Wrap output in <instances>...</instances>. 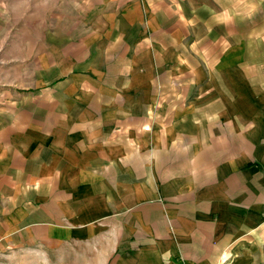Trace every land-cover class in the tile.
Masks as SVG:
<instances>
[{
  "label": "crops",
  "instance_id": "obj_1",
  "mask_svg": "<svg viewBox=\"0 0 264 264\" xmlns=\"http://www.w3.org/2000/svg\"><path fill=\"white\" fill-rule=\"evenodd\" d=\"M142 1L155 26L157 0ZM164 1L198 4L225 29L236 27L232 45L212 50L211 36L206 43L204 69L222 74L210 79L204 104L163 115L170 123L152 120L138 91L156 81L157 60L175 70L189 62L176 53L179 42L165 49L153 31L152 39L141 33L131 14L139 8L113 7L111 28L79 44L92 45L81 66L94 77L62 72L73 85L64 94L97 88L98 115L74 111V121L50 126L43 114L27 118L30 96L0 98V264L22 253L45 264H264V0ZM159 23L165 41L178 38Z\"/></svg>",
  "mask_w": 264,
  "mask_h": 264
},
{
  "label": "rangeland",
  "instance_id": "obj_2",
  "mask_svg": "<svg viewBox=\"0 0 264 264\" xmlns=\"http://www.w3.org/2000/svg\"><path fill=\"white\" fill-rule=\"evenodd\" d=\"M141 3L142 0H119L116 4L107 0H0V98L30 96L34 109L32 113L30 112L32 117L29 118L27 115V118L35 119L33 113L36 112L37 116L43 114L50 126H55L57 118L64 117L66 121H74V111L84 112L86 118L87 115L90 117L98 115L100 94L97 88L92 87L88 91L85 88H77L74 83L77 92L74 95L64 94L65 90L72 91L73 85L72 81L63 77V67H66L65 71L78 73L85 70L88 71L87 75L94 77L92 70L81 66L85 64L83 61L90 54L87 49L92 45L87 43L79 45L82 43L81 40L84 41L88 32L95 33L111 28L113 23L109 21L112 18L109 13H113V7L118 11L121 9V12H129L128 14L132 8L137 7L138 15L131 14L139 18L141 33L147 34L145 36L152 39L151 31H153L154 42H159L165 49L167 44L174 46L179 42L182 46L177 47L175 51L189 62L185 66L179 64V68L175 70L174 66H170L166 61L157 60V55L151 53L153 59L159 62V68L162 64L166 65V71L163 72L154 67L156 81L152 77L154 83H151L149 91L146 87L140 88L141 94L138 91V94L144 98V104L151 107L154 113L152 120L156 122L158 118L163 123L173 122V118H162V116L176 114L178 118V111L180 112L185 105L192 111H197L200 104H204L210 79L218 78L222 74V69L214 71L204 69V66L209 65L211 61L209 57L211 50L206 43L211 36L214 37L210 40L212 50L217 49L216 42L221 44L224 41L223 46L232 45L231 38L235 35L236 27L232 30V25L226 23L230 30L225 29L221 23L207 17H213L212 13L198 4L186 8L173 6L172 9L165 6L167 2L164 0L154 1L153 9L157 11L155 27L149 21ZM146 8L151 15L152 6L147 4ZM118 11L114 23L120 19L121 15ZM158 13L159 21L164 27L168 26L169 31H173L172 33L178 38L170 36L169 41H165L163 27L157 21ZM134 23L129 25L133 29H135ZM239 26L242 32H248L249 28L244 23ZM216 31L217 34L220 33L218 38ZM166 35L168 36L167 33ZM145 36L141 34L137 37H143L150 44L151 41L145 39ZM164 55L168 59V56ZM124 56L128 57V61H130L129 57L133 58L131 54ZM108 57L121 58L120 55ZM78 58H81L82 62ZM129 66L131 70L128 69L125 77L131 79L134 67L132 64ZM117 72L112 65V77ZM51 74L53 77L47 80V76ZM189 80L192 81L189 83ZM96 97L98 99H95ZM40 101L43 102L41 108ZM119 104L121 103L117 102V108H120ZM107 108L111 109L108 105ZM123 109L128 110L124 106L121 110ZM31 129L34 133V128ZM144 129L150 131L152 127L147 124ZM45 263L39 256H24L23 253L17 256L15 261V264ZM49 264H54V261Z\"/></svg>",
  "mask_w": 264,
  "mask_h": 264
}]
</instances>
